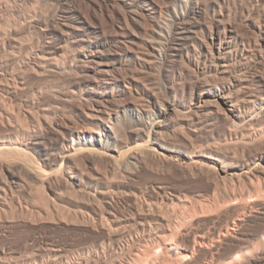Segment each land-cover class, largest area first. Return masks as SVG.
Here are the masks:
<instances>
[{
  "label": "bare ground",
  "instance_id": "obj_1",
  "mask_svg": "<svg viewBox=\"0 0 264 264\" xmlns=\"http://www.w3.org/2000/svg\"><path fill=\"white\" fill-rule=\"evenodd\" d=\"M0 13V203L82 188L72 218L99 236L74 259L48 239L22 262L0 245V264H264V0H0ZM154 166L201 183L128 186ZM119 251L131 257L107 260Z\"/></svg>",
  "mask_w": 264,
  "mask_h": 264
},
{
  "label": "rangeland",
  "instance_id": "obj_2",
  "mask_svg": "<svg viewBox=\"0 0 264 264\" xmlns=\"http://www.w3.org/2000/svg\"><path fill=\"white\" fill-rule=\"evenodd\" d=\"M42 6H44V5L42 4L39 7L42 8ZM43 8H45V7H43ZM32 38L36 39V36H34V37L32 36L30 39H32ZM33 83H34V81L31 82V84H33ZM198 152H200V151H198ZM150 168H148L149 170L146 169L147 171H144L145 170L144 169L143 172L142 171L137 172L138 174L136 173V175L133 178H126L127 180H125V181H128V182H126V183H128V186H132L134 188H139V187L145 188V186L151 187L152 185H155V184L158 185L161 182V183L166 184L168 186H171L173 188L174 187L180 188V189H186L187 188V190H188L194 186L198 187L199 184L201 183L200 180L197 181L196 179H195L196 181L193 179L192 180L190 179L188 181V179H189L188 177L186 179L185 178L186 176L182 177V174H178V173H180V171H178V173H177L174 170H170L171 172H173V171L176 172V174L178 175L177 176L174 172L169 173L170 171L168 168L163 170V168L160 169L161 167H157L158 169H160V171L159 170L157 171L156 166H154V169H153V167L151 169ZM164 171H166L167 173L166 172L164 173ZM65 173H67L66 175L70 178H71V176H74L72 170H67V171H65ZM84 179L89 180V178L86 176ZM120 180L124 181L121 178H118V179H116V181L114 183H111V181L109 182L108 180L104 179L103 182H101L102 184H100L99 189L100 190H103V189L109 190L110 189L111 191L118 192V191H120L121 188L118 187L117 182H121ZM192 181H195V182H192ZM58 187L59 186H57L56 188H58ZM181 187H183V188H181ZM59 189L57 190V191H59V193H58L59 196L57 193H53L52 198L50 199V203L45 201V200H42L43 202L45 201V202L49 203L48 206L46 205L47 203L44 204L40 200V198H38L39 199L38 200L37 198L32 197V196H31L32 197L31 198L28 194L26 195L25 194L26 192H19V193L16 192L15 193V195H17L15 197H17V199L19 198L16 202L18 203L19 200L21 199L20 203H18V204L16 202L13 203L10 200L7 203V205L0 203V213H1L0 214V216H1L0 217V227H1L0 228V245H6L9 248L11 247V249L13 248L12 249V251L14 250L13 256L16 259H14V258H12V259L19 260L22 262V261L26 260L29 255H32L34 251L26 249L25 243L31 242L34 239L39 240V241H43V240L48 239L49 241H56V242L62 243L64 245H68L69 247L72 248L71 253L73 254V259L76 256L78 257L77 251L79 249H81L82 246H92L98 240L97 239L99 237L98 233L87 230V228H85L81 224L79 225V223H81V222H78L76 220V218L75 219L72 218V217H74L73 215H75V213H77V211L79 209H81L82 207L85 206V204H86L85 202H88L89 198H87V197H89V196H88L86 190H82V188H76L77 191H75V189H74V191L72 189H71L72 191H70V189L68 191H65L64 188H61L62 190H59ZM75 192H77V193H75ZM21 193H23V194H21ZM69 193H71V194H69ZM84 193L86 194V196H84L85 195ZM64 195H66V197ZM52 199H54V200H52ZM24 200H26V201H24ZM35 200H37V202ZM53 201H54V203H53ZM19 204L23 205L24 209L21 208V206H19ZM42 204H44L45 206ZM56 206H58L59 208ZM45 207H47V209H44ZM48 207H50L49 208L50 210L48 209ZM53 208L54 209L57 208V209L54 211ZM1 209H2V211H1ZM56 211L59 214L56 215ZM60 211H61V213H60ZM22 212L24 215L22 214ZM36 214H37V216H36ZM48 214H50V216L53 219ZM17 216H18V219H17ZM45 217H46V219H45ZM64 217H66V218L64 219ZM50 218H51V220H50ZM71 218L73 220H71ZM74 220H76L77 222ZM59 221L60 222L62 221L61 222L62 224ZM259 222H260V224H259ZM259 222L255 223L256 226L264 224V220H261ZM255 224H254V226H250V228L251 229L254 227L256 228ZM92 242H94V243L92 244ZM125 242H127V241L126 240L122 241L123 244H126ZM124 254L127 256H124ZM23 256H25V257H23ZM107 257H108L107 260L109 262H111L112 260H114V258H119V259H121V258L123 259V257L129 258V257H131V255L127 251H119L117 254L114 253V255H113V253H112V255L109 253V255H107ZM48 259H49V256H43V257L39 258V261H44V260H48Z\"/></svg>",
  "mask_w": 264,
  "mask_h": 264
}]
</instances>
